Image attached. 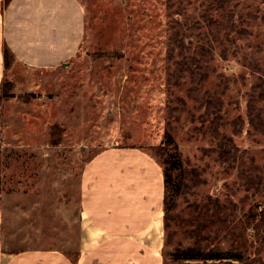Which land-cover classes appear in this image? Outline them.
Here are the masks:
<instances>
[{
    "label": "rangeland",
    "instance_id": "rangeland-1",
    "mask_svg": "<svg viewBox=\"0 0 264 264\" xmlns=\"http://www.w3.org/2000/svg\"><path fill=\"white\" fill-rule=\"evenodd\" d=\"M82 2L86 33L78 53L56 68L14 62L4 79L10 97L0 90V242L6 251L78 252L94 235L81 221L79 202L88 162L112 148L155 157L150 149L171 135L168 153L180 152L185 167L180 178L194 167L188 180L197 182L176 198L174 176L169 199L178 206L169 213L168 232L164 221V264H264V0ZM205 18L211 21L204 24ZM197 20L215 56L205 89L222 99L224 121L243 118L223 130L232 142L192 123L198 112L190 110L176 34L198 33L197 25L190 30ZM251 109L263 113L258 127L249 123ZM203 197L217 203L224 218L208 227L207 240L196 232L197 221L187 219ZM189 250H236L242 258L175 262L176 251Z\"/></svg>",
    "mask_w": 264,
    "mask_h": 264
},
{
    "label": "crops",
    "instance_id": "crops-1",
    "mask_svg": "<svg viewBox=\"0 0 264 264\" xmlns=\"http://www.w3.org/2000/svg\"><path fill=\"white\" fill-rule=\"evenodd\" d=\"M3 5L0 0V86L6 46L15 65L31 69L63 66L78 53L86 33L82 0ZM164 199V173L156 158L136 148L106 150L88 162L80 182L81 221L94 235L74 253L7 252L0 242V264H164Z\"/></svg>",
    "mask_w": 264,
    "mask_h": 264
},
{
    "label": "trees",
    "instance_id": "trees-1",
    "mask_svg": "<svg viewBox=\"0 0 264 264\" xmlns=\"http://www.w3.org/2000/svg\"><path fill=\"white\" fill-rule=\"evenodd\" d=\"M12 0H4L3 7L6 8ZM187 19L186 21H188ZM211 19L205 18L203 21L204 24L209 23ZM197 20L191 26L190 30L193 31L195 26L197 25L198 33L190 32L188 29L185 33L178 35L176 34V51L179 54L181 72L186 71V75H184L187 80L185 84L189 83V91L188 97H191L193 100V107L190 109L193 113L198 112V116L193 114V122L198 121L201 123L202 128L210 127V132L215 137H222V139H227L230 142L233 141V136L228 137L225 134L224 129L227 126L236 125L239 120H243L241 116H238V119H234L233 121H229L228 119L224 121L223 115H221V107L223 105L222 99L219 95L214 96L212 93L205 89L207 86V82L210 78L211 70H209V64L215 60L214 53L211 48H209L206 44V36L203 31V25L201 22L198 23ZM180 24V23H179ZM189 24V21H188ZM182 25V24H180ZM195 25V26H194ZM199 26V27H198ZM195 46V50L192 51V47ZM196 48H199V50ZM16 58L14 54L10 51V49L6 46L4 48V66L5 70L8 71L12 65L14 64ZM182 84V83H178ZM188 84V85H189ZM10 86L5 80L2 82L0 86V90L2 92L3 98H9L7 95V91H5V87ZM180 100V99H179ZM181 101L186 104V99H181ZM179 108V105H178ZM186 109V108H185ZM262 112L253 113L252 109L249 112V123L252 126H256V119L261 120ZM238 120V121H237ZM255 127V128H256ZM240 131V130H239ZM234 134H237L238 131L234 129ZM171 135L168 136V139L159 146L152 147L150 150L154 153L155 157H157L160 165L163 168L164 173V181H165V199H164V221H165V232H168L170 225L169 223L173 220V217H169V213L177 206L173 203L171 199H169L170 186L173 185V179L176 174V198L180 194H185L192 189V187L196 186V180L193 185H190L188 178H192L193 175H190L191 172L194 174L195 168L192 167L187 172V175L183 178H180V174L185 172L184 163L182 161V155L180 152H176V154L171 155L168 153V146L171 143ZM226 151V150H224ZM152 156V155H151ZM154 157V156H153ZM154 157V158H155ZM236 162L233 158L232 165ZM179 176V177H178ZM178 177V178H177ZM200 180L201 176L199 174L198 177H194ZM187 200V199H186ZM191 206V205H190ZM193 210L190 212V216L187 218L188 221H197V229L196 232L199 236L203 237V240L206 239L205 231H207L208 227L214 223L219 222L220 224L223 221V217L221 216V210L218 209L217 203L213 202L210 197H203L200 199L197 204H193ZM178 218V217H176ZM175 262H191V261H213V262H223V261H238L242 258V254L236 250H232L229 252L216 251V252H203V251H176L173 254Z\"/></svg>",
    "mask_w": 264,
    "mask_h": 264
}]
</instances>
